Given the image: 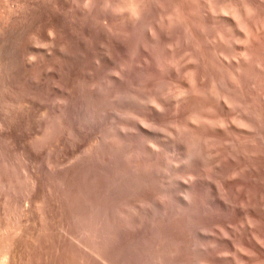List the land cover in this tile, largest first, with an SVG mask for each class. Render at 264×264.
I'll use <instances>...</instances> for the list:
<instances>
[{
  "label": "rangeland",
  "instance_id": "obj_1",
  "mask_svg": "<svg viewBox=\"0 0 264 264\" xmlns=\"http://www.w3.org/2000/svg\"><path fill=\"white\" fill-rule=\"evenodd\" d=\"M75 1L28 5L0 40V264H264L261 213L246 224L204 191L183 203L163 188L222 181L235 166L222 161V173L194 158L206 138H224L184 130L201 102L167 101L191 84L182 74L204 73L209 28L185 0ZM38 40L40 55L28 49Z\"/></svg>",
  "mask_w": 264,
  "mask_h": 264
},
{
  "label": "bare ground",
  "instance_id": "obj_2",
  "mask_svg": "<svg viewBox=\"0 0 264 264\" xmlns=\"http://www.w3.org/2000/svg\"><path fill=\"white\" fill-rule=\"evenodd\" d=\"M38 1H40V0H0V40L8 32L12 31L14 28L16 29V26H18V24H20V22H22V20H23L22 19V17H23L22 13H23L24 9H26V7L28 5L30 6V4L33 5L34 2H36V4H38L37 3ZM77 1H79V0H77ZM178 1H180V0H178ZM185 1L189 2V3H186V5H191V8L194 11L193 12L194 17L196 14V20H197L196 22H198V24H196V22L194 24L199 25L197 27H199L202 30L209 28L208 29L209 31L206 32L204 34V36H205L206 42L208 43L207 47H208L210 52H208L207 57H202L203 59L207 58L206 63H203V64H205L204 67H206V69L204 67L203 68L206 71L203 68H200L203 70L204 73H201V74L199 72L196 73L195 74L196 77L195 78L193 77L196 81V82H194L193 78H191V72H189V70H192V68H189V67H188V69L186 68L187 71L189 72L190 76L187 72H185L184 75L182 74V77H183L182 80H183L184 84H188V81L189 82L192 81L193 84L191 82V84H189V86H186V88L183 85L184 86L183 89L179 90L178 92H174V93L172 92V94L169 96L167 95L168 96L167 101L169 99H171L172 101L170 100L171 102L169 101V103L170 104L173 103V105L176 106V109H177V106H180V105L187 103V102H193L196 104V102L198 101L199 102L198 106L200 105V102H201V108L199 107L200 109L198 108L199 109L198 111H203V112H198V111L189 112L186 116L185 122L183 123L184 130L188 134H190L191 136L192 135L194 136L197 134L196 133L197 129L200 130V128H201V130H202V129L207 128L206 130L209 129V131L211 132L212 135H223L224 138H222L220 140H217L215 138L213 140L211 138V136L209 139L206 138L207 140L201 146V148L199 147L201 144L199 146L197 145L198 146L197 148H200V154H199V149L198 150H196L197 148L194 149L195 152L198 151V155H196L197 153H195L194 158L196 156H197L196 158H198L202 154L204 165L207 164L208 167L210 169H213V170H215L217 168L221 169L222 173L224 171V169L221 168L222 165H220V163L222 161L225 163L224 166H227L225 161H227V164H228V162H231V163L235 164V166L231 170L230 176H229L230 172L228 173V175L226 172L229 168V165L227 166L228 168L224 171L226 173L225 174L226 175L225 180L223 178L224 175L223 174L221 175L222 179H223L222 181H218L219 179L216 180L217 178L213 179V180H211V179L206 180L205 179V181H202L200 179L201 180L200 182H197V181L191 179L192 181L186 180V181L178 182L179 183L178 188L176 187L177 186L176 184H174L175 186H173V185L172 186H169V185L166 186V183H164L165 187H163L161 185H160V187L161 188L163 187L165 190H167L166 193H165V191L163 193H165L167 195V193L173 192V195L176 196L182 202L186 201V200H187L186 202H188V200H191L193 198L194 190L195 191L196 190L204 191L206 198H208L210 201H214V202L216 201V202H218V204L221 203L222 205H225L227 208H230V209H233L236 211L244 212L246 214L245 215L246 216V224H247V222L249 224H252V223H250L251 221L249 218H252V216L257 215V213H259V214L261 213L264 216V129H263V126H264V123H263V115H264L263 114V112H264V110H263L264 109V0H185ZM49 2H50V0H49ZM51 2H52V0H51ZM74 2L76 3L75 0H74ZM190 2H191V4H190ZM34 5H35V3H34ZM88 5H89V3H88ZM106 6H107V4H106ZM83 7H86L85 4ZM177 7L179 8V6H177ZM187 7H185V9ZM77 8H78V6H77ZM88 8L90 9V7H88ZM191 8H190V10L188 9L189 10L188 13H190V12L192 13ZM71 9L73 10L74 8L72 7ZM136 10H138V9H136ZM188 10H186V12ZM121 11L122 10H120V13H121ZM80 12L84 13L85 11H80ZM124 12H126V10H124ZM122 13H123V11H122ZM188 13H186V14H188ZM64 15H65V13H64ZM83 15H81V16L84 17L85 15L84 16ZM121 15H120V17H121ZM123 15H124V13H123ZM178 15H179V13H178ZM188 15H190V14H188ZM188 15H187V17H188ZM191 15H190V17L193 16V15L192 16ZM127 16H125V17H127ZM121 18L125 21V19L123 17H121ZM168 19H169V17H168ZM25 20H26V17H25ZM192 20L194 21L193 17H192ZM137 22L139 23L140 21L138 20ZM142 24L144 25L145 23H142V21H141V24L140 23L137 24L138 26H140V29H142L141 28ZM187 25H186V27L189 29V26H187ZM145 26H148V25L146 24ZM199 28L197 31L200 30ZM147 30L151 31L150 28H147ZM147 30H145V31L147 32ZM197 31H195L194 33L192 31H190V32H192V34H193L192 36L195 37L194 34ZM51 32H53V31L49 30L48 35L46 36V40H47L48 44H51L52 41L54 40L53 39L54 36H51L54 34H50ZM145 33H142V34H145ZM146 34H148V33H146ZM196 35L198 36V32ZM200 35H203V34H200ZM196 37H195V39H196ZM203 37L201 36L200 38H203ZM198 39H196L195 42H197ZM205 39L203 40V44L205 42ZM199 41H200V43L202 42L201 40H198V42H197L198 44H199ZM30 42H32V41H30ZM33 42H35V41H33ZM33 42H32V44L28 45L29 52H31L33 54H37V55H40L41 53L45 52L44 48L46 47L45 45H47L46 44L47 42L45 43L43 41V43H41L42 41L40 42L39 40L37 42H35L36 44L35 43L33 44ZM207 47H205V49ZM1 48H3V47H1ZM46 50H47V48H46ZM204 51L205 50H203V52ZM0 52H1V50H0ZM203 52L201 54H203ZM38 53H40V54H38ZM203 55H205V54H203ZM13 58L15 59V57H13ZM185 59H184V61H185ZM188 60L190 61V59H188ZM3 61L4 60H0V79L3 78L4 74L8 71V70H6L8 68L6 66L7 64L5 63L7 60L5 62H3ZM175 68H176V66H175ZM197 74L198 75L200 74L199 77H197ZM192 75H194V74H192ZM179 78H181V77H179ZM3 84H4V82H3ZM167 94H169V93L167 92ZM164 100L166 101L165 98H164ZM161 103H162V101H161ZM145 104H147V102ZM150 105H151V103L150 104L148 103V106H150ZM153 105H151V107ZM158 105H159V103L157 105L156 104L154 105L155 109L157 108L156 106H158ZM188 105H189V103H188ZM213 108H215L214 110L217 109L216 111H218V113H219L218 115H211L210 116L208 114L209 113L208 110H210V109L213 110ZM212 110H210V111H212ZM214 113H215V111H214ZM181 126H182V124H181ZM143 128L147 129V127H143ZM196 137H197V135H196ZM163 138H165V137H163ZM168 138H169L168 140H171L170 137H168ZM199 139H201V138H199ZM194 140H195V138H194ZM199 142H201V141H199ZM195 143H196V141H195ZM187 147H189V146H187ZM187 147H185V148L187 149ZM189 148L191 150V147H189ZM186 152H188V151H186ZM186 155H190V154L186 153ZM199 159H201V158H199ZM199 159H197V160H199ZM199 162H202V161H199ZM218 169H217V171H218ZM237 175H238V177H237ZM239 176L242 177L244 180L243 181L242 180L238 181L239 179L235 180V179L239 178ZM255 184L257 186V189L254 190V192L253 191L251 192V190H253L252 188H255V187H253ZM144 185H143V187H144ZM155 185H154V187H155ZM157 185H159V184H157ZM158 187L154 188V189L157 190ZM150 189H152L151 186H150ZM156 190H154V191H156ZM160 193H162V192H160ZM169 194H170V196L172 195L171 193H169ZM169 194H168V196H169ZM244 201H246L245 204H244ZM183 203H185V202H183ZM225 206H223V207H225ZM146 216H147V214H146ZM161 219H162V217H161ZM248 219L250 222L248 221ZM253 224H254V222H253ZM249 228H253V227H249ZM251 230H250V233H251ZM254 236L255 235L252 236L254 242L257 245H259V243H260V245H262L261 244L262 240L259 239L260 237L255 238ZM260 240H261V242H260ZM260 247H262V246H260ZM200 264H202V263H200ZM258 264H260V263H258Z\"/></svg>",
  "mask_w": 264,
  "mask_h": 264
}]
</instances>
